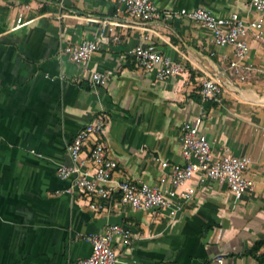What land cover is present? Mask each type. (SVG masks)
Segmentation results:
<instances>
[{
  "label": "crops",
  "instance_id": "obj_1",
  "mask_svg": "<svg viewBox=\"0 0 264 264\" xmlns=\"http://www.w3.org/2000/svg\"><path fill=\"white\" fill-rule=\"evenodd\" d=\"M151 1L264 19L248 0ZM113 11L112 0H0V264H76L91 250L84 235L107 223L133 232L129 244L115 238V264H216V254L232 264H264V27L261 37L247 34L239 73L229 67L234 47L213 43L207 28L182 16L117 25V39L72 61L65 45L95 38L100 23L92 18ZM142 39L183 70L158 78L157 66H136L130 50ZM96 70L108 73L106 83H92ZM208 77L223 85L218 102L201 97ZM100 114L116 180L159 184L163 160L184 162L182 124L200 117L216 156L227 150L250 157L245 175L253 187L235 198L225 183L192 177L177 191L193 186L194 194L172 197L180 205L174 212L56 192L68 184L56 171L70 163L67 142Z\"/></svg>",
  "mask_w": 264,
  "mask_h": 264
},
{
  "label": "built area",
  "instance_id": "obj_2",
  "mask_svg": "<svg viewBox=\"0 0 264 264\" xmlns=\"http://www.w3.org/2000/svg\"><path fill=\"white\" fill-rule=\"evenodd\" d=\"M112 1L114 11L110 17L92 18L100 23L95 38L65 45L64 52L72 61L78 62L88 58L99 48L100 42L117 39L118 34L114 29L117 25H136L152 19L170 20L182 16L207 28L213 43L232 45L235 59L230 61L229 67L233 73H239V61L248 51L247 34L252 30L255 37H261L263 34V18L244 20L235 11L215 14L202 6L160 8L151 0ZM248 4L255 11L264 14V0H248ZM120 18L125 22H121ZM130 52L136 66L145 69L157 66L158 78L183 70L179 61L159 52L153 43H146L143 39ZM244 67L251 68L250 65ZM108 76L107 72L96 70L91 73L90 80L94 84H104ZM222 90L220 81L208 77L202 81L200 93L203 100L218 102L221 100ZM200 121L201 118L196 117L182 124L180 154L184 162L170 164L163 160L159 184L154 185L129 176L114 179L118 163L108 155L106 145L101 139L106 123L105 116L97 115L67 142L66 152L70 163H58L56 171L58 177L67 180L68 184L56 189V192L72 193L77 190L89 196L98 195L106 199L116 197L120 203L133 209L157 210L160 207H169L170 211L174 212L180 205L173 203L172 197L180 194L182 199L187 200L195 191L193 186H189L178 192V185L196 177L197 180L213 179L225 183L235 198L241 197L253 187V180L245 175L251 162L250 157L234 155L227 150L221 156H216L201 131ZM118 236L122 238L123 244H129L133 232L122 223H107L102 231L86 233L84 238L90 243L91 250L88 255L78 258L76 264H115L118 256L113 242ZM213 260L216 264H232L223 254H216Z\"/></svg>",
  "mask_w": 264,
  "mask_h": 264
},
{
  "label": "trees",
  "instance_id": "obj_3",
  "mask_svg": "<svg viewBox=\"0 0 264 264\" xmlns=\"http://www.w3.org/2000/svg\"><path fill=\"white\" fill-rule=\"evenodd\" d=\"M257 243L254 246H252V248L250 249V251H254L255 250V248L257 247ZM257 258H258L259 261H262L263 260L260 255H258Z\"/></svg>",
  "mask_w": 264,
  "mask_h": 264
}]
</instances>
